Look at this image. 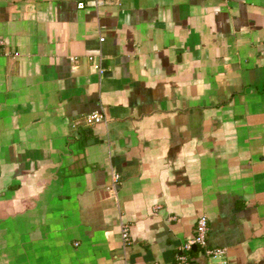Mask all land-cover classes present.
Masks as SVG:
<instances>
[{
    "label": "crops",
    "instance_id": "1",
    "mask_svg": "<svg viewBox=\"0 0 264 264\" xmlns=\"http://www.w3.org/2000/svg\"><path fill=\"white\" fill-rule=\"evenodd\" d=\"M0 38V264H175L202 214L264 264V0H0Z\"/></svg>",
    "mask_w": 264,
    "mask_h": 264
},
{
    "label": "built area",
    "instance_id": "2",
    "mask_svg": "<svg viewBox=\"0 0 264 264\" xmlns=\"http://www.w3.org/2000/svg\"><path fill=\"white\" fill-rule=\"evenodd\" d=\"M107 0H95L96 4H100ZM117 1V0H115ZM79 6L82 7L83 3H79ZM103 40L102 37L99 39ZM5 42L0 38V48H3ZM13 56H17V52L12 53ZM71 60H74V57H71ZM98 72L100 75L104 73V68L99 67ZM103 120V115L98 112H91L82 117L81 120L73 121L72 126L78 125L81 121L83 123L89 125L93 123H97ZM113 178H118L117 175H113ZM159 208V205L153 206V211ZM208 221L206 215H199L196 224L194 234L186 239V241L180 246V254L177 257V261L175 264H191L189 260V252L192 250L194 246L196 249L200 250L208 259L212 261H216L218 264H227V251L225 247L218 246H210L207 242V234H208ZM120 237L122 241L123 248L128 246L131 243V239L129 236L128 225L126 223H120ZM124 264H129L124 261Z\"/></svg>",
    "mask_w": 264,
    "mask_h": 264
},
{
    "label": "water",
    "instance_id": "3",
    "mask_svg": "<svg viewBox=\"0 0 264 264\" xmlns=\"http://www.w3.org/2000/svg\"><path fill=\"white\" fill-rule=\"evenodd\" d=\"M192 249H195V247L193 246Z\"/></svg>",
    "mask_w": 264,
    "mask_h": 264
}]
</instances>
